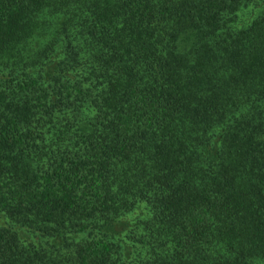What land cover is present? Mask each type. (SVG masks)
I'll return each mask as SVG.
<instances>
[{"label": "trees", "instance_id": "trees-1", "mask_svg": "<svg viewBox=\"0 0 264 264\" xmlns=\"http://www.w3.org/2000/svg\"><path fill=\"white\" fill-rule=\"evenodd\" d=\"M0 264H264V0H0Z\"/></svg>", "mask_w": 264, "mask_h": 264}]
</instances>
